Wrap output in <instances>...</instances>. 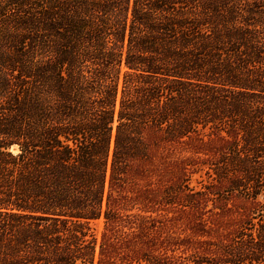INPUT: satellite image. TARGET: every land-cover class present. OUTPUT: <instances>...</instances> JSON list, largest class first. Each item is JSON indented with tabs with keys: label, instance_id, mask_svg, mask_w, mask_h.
Instances as JSON below:
<instances>
[{
	"label": "trees",
	"instance_id": "obj_1",
	"mask_svg": "<svg viewBox=\"0 0 264 264\" xmlns=\"http://www.w3.org/2000/svg\"><path fill=\"white\" fill-rule=\"evenodd\" d=\"M0 264H264V0H0Z\"/></svg>",
	"mask_w": 264,
	"mask_h": 264
},
{
	"label": "rangeland",
	"instance_id": "obj_2",
	"mask_svg": "<svg viewBox=\"0 0 264 264\" xmlns=\"http://www.w3.org/2000/svg\"><path fill=\"white\" fill-rule=\"evenodd\" d=\"M190 156H193V152H191L189 149H182V148H174V149H165L161 151L159 158L151 165V168L154 169V173L152 175V179L155 183H159L163 180L172 179L173 174L169 172L167 169L168 162H174V161H181L184 160ZM199 176L196 175L193 177L192 184L195 185L196 180L195 178H198ZM120 211L122 212L123 218L125 219L124 222L127 220L134 219L137 222H133L132 225L134 226V230L139 229L137 218V204L133 202H122L120 205ZM173 213H168V216H172ZM176 215V214H175ZM152 217H159L158 214H153ZM120 226V225H118ZM116 226L115 228H117ZM95 232L98 234V237H101V231L104 229L103 223L99 222L95 225H93ZM182 226L166 229L161 234L162 237L168 238L171 237L172 239H183L187 236V233H184L182 231ZM121 259L118 258L117 263H120Z\"/></svg>",
	"mask_w": 264,
	"mask_h": 264
}]
</instances>
